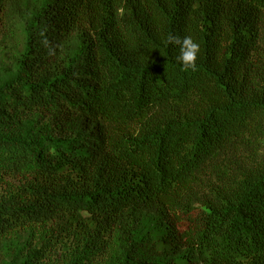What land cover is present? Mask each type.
Here are the masks:
<instances>
[{
  "label": "trees",
  "instance_id": "16d2710c",
  "mask_svg": "<svg viewBox=\"0 0 264 264\" xmlns=\"http://www.w3.org/2000/svg\"><path fill=\"white\" fill-rule=\"evenodd\" d=\"M17 23L0 238L50 223L84 231L69 264H264V0H0V44ZM44 111L75 137L10 126Z\"/></svg>",
  "mask_w": 264,
  "mask_h": 264
},
{
  "label": "rangeland",
  "instance_id": "374dc122",
  "mask_svg": "<svg viewBox=\"0 0 264 264\" xmlns=\"http://www.w3.org/2000/svg\"><path fill=\"white\" fill-rule=\"evenodd\" d=\"M18 22L21 23V21ZM15 29V33L9 37L7 42L0 44V82L14 72L19 54L23 49L24 41L20 24L16 25ZM0 113L6 117H13L4 109H0ZM10 122L11 127L21 130H26L33 122H37L41 126L47 124L54 137L72 138L76 135L75 132L67 130L63 118L55 111H44L33 117L22 119L11 118ZM10 183L13 187L11 186L9 191L12 193L20 185V181L10 180ZM7 188V186L0 187V195L6 193ZM81 217L85 226L88 227L92 224L87 213L82 212ZM47 227L49 229L47 241H44L45 237L41 234L42 228H37V226H35V230H15L0 238V264H24L26 260L28 261L27 264H69L75 259H79L81 247L85 245L82 228L68 232L50 226V223L47 224ZM30 256L34 257L30 258ZM101 256L96 261L97 264L110 263L108 256L105 254H101Z\"/></svg>",
  "mask_w": 264,
  "mask_h": 264
},
{
  "label": "clouds",
  "instance_id": "9594fccd",
  "mask_svg": "<svg viewBox=\"0 0 264 264\" xmlns=\"http://www.w3.org/2000/svg\"><path fill=\"white\" fill-rule=\"evenodd\" d=\"M169 43L179 45L180 55L177 60L186 69H196V60L200 50V46L196 43L191 36H186L184 38L172 36L169 37Z\"/></svg>",
  "mask_w": 264,
  "mask_h": 264
}]
</instances>
